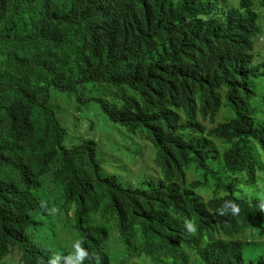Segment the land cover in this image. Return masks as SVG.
<instances>
[{"label": "trees", "instance_id": "trees-1", "mask_svg": "<svg viewBox=\"0 0 264 264\" xmlns=\"http://www.w3.org/2000/svg\"><path fill=\"white\" fill-rule=\"evenodd\" d=\"M236 1L0 0V262L56 253L30 236L51 216L36 193L56 183L49 207L66 230L90 226L102 264H264V0ZM96 84L111 127L153 144L160 176L121 183L96 139L64 127L52 91ZM226 201L239 214L219 215ZM110 213L113 229L99 225Z\"/></svg>", "mask_w": 264, "mask_h": 264}, {"label": "rangeland", "instance_id": "rangeland-1", "mask_svg": "<svg viewBox=\"0 0 264 264\" xmlns=\"http://www.w3.org/2000/svg\"><path fill=\"white\" fill-rule=\"evenodd\" d=\"M226 1L231 6L237 3L236 0ZM260 14L264 26V9H261ZM256 51H262L264 55V38L259 40ZM58 97L62 98L59 101L60 107L56 110L64 127L77 140L96 139L98 149L104 157L101 158L104 166L109 171L112 167L115 173L121 176L119 180L121 183L137 184L144 176L151 177L156 173L154 162L156 151L153 144L140 136L126 137L111 127L108 116L103 113L97 103V98L101 97L97 85H87L85 88L65 93L53 90L52 100L56 102ZM257 182L264 184V174L257 173ZM261 187L264 188L262 185ZM62 192V186L50 183L37 194L46 200L48 198L57 199ZM44 216L33 217L34 223L30 227V236L34 241L42 243L56 253L67 251L72 253L73 245L78 239L83 240L84 247L86 233L91 229L90 226H84L82 230L80 227V229L65 231V221L55 215ZM107 218L110 219V216ZM99 225L111 227L109 222L107 224L100 222ZM112 249L116 247L112 245ZM19 257L20 250L18 249L15 254L6 259L5 264H20Z\"/></svg>", "mask_w": 264, "mask_h": 264}, {"label": "clouds", "instance_id": "clouds-1", "mask_svg": "<svg viewBox=\"0 0 264 264\" xmlns=\"http://www.w3.org/2000/svg\"><path fill=\"white\" fill-rule=\"evenodd\" d=\"M67 1L71 4L72 1H74V0H67ZM108 1H111V0H108ZM219 5H220L219 12H220L221 11V8L225 9V0H219ZM192 29H193L192 27L191 28H186L185 30H183V34H185L188 30H192ZM189 36H190L189 34H185L184 38L186 39ZM261 39H263V38H261ZM175 113H177L178 116H181L184 113V111L182 109L177 108L175 110ZM229 117H231L230 114H229V112L228 111L225 112L224 117H223V120H222L223 123H228L229 121H227V118H229ZM186 147L187 148H190L189 145L186 146ZM173 163H174L175 168L178 169L177 163L175 162L174 159H173ZM155 166H156V170H155L156 173L153 174L152 176L153 177H158V176H160L161 173H160L159 167H158V165H156V163H155ZM51 184H53V183H51ZM53 185H55V186H61V185H58L56 183H54ZM40 206H41L42 209H44L45 212H47L51 216L52 215H55L59 211L58 208L55 207V206L49 207L48 201L45 200V199H43V198L40 201ZM262 207H264V206H262ZM239 211H240V207H239V205L235 201H226L217 210L218 214L221 215V216H225V215L229 214V212H231L232 215H237V214H239ZM148 215H149L148 213L142 212L140 215H138L137 219L139 221L143 222V221H145L148 218ZM42 216H44V215H42ZM109 216H110V220H109V223H110L111 222V213L109 214ZM56 217H58V216H56ZM110 225H111V223H110ZM185 226H186V228L190 232H194L196 230L194 224L191 221H189V220H186L185 221ZM111 228L113 229L112 226H111ZM73 230H75V229H73ZM65 231H69V230H66L65 229ZM73 249H74V251L72 253H70L68 251L67 252H64V253H54L52 256L49 257V259L47 261V264H84V262L87 259L94 260L95 261V264H102L101 256L98 253H91L90 254L89 251L86 249L85 245L83 247V240L82 239H78V240L75 241V243L73 245ZM114 250L117 252L116 249H114ZM6 259H3L0 262V264H5L6 263Z\"/></svg>", "mask_w": 264, "mask_h": 264}]
</instances>
